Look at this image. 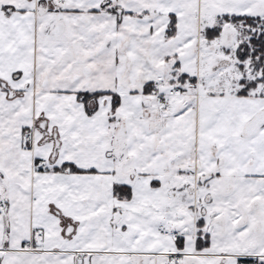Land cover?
Wrapping results in <instances>:
<instances>
[{"label": "snow or ice", "instance_id": "6c2138e0", "mask_svg": "<svg viewBox=\"0 0 264 264\" xmlns=\"http://www.w3.org/2000/svg\"><path fill=\"white\" fill-rule=\"evenodd\" d=\"M0 264H264V0H0Z\"/></svg>", "mask_w": 264, "mask_h": 264}]
</instances>
